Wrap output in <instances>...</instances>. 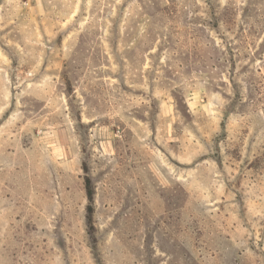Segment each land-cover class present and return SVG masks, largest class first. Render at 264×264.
Listing matches in <instances>:
<instances>
[{"label": "rangeland", "instance_id": "rangeland-1", "mask_svg": "<svg viewBox=\"0 0 264 264\" xmlns=\"http://www.w3.org/2000/svg\"><path fill=\"white\" fill-rule=\"evenodd\" d=\"M0 264H264V0H0Z\"/></svg>", "mask_w": 264, "mask_h": 264}, {"label": "trees", "instance_id": "trees-1", "mask_svg": "<svg viewBox=\"0 0 264 264\" xmlns=\"http://www.w3.org/2000/svg\"><path fill=\"white\" fill-rule=\"evenodd\" d=\"M84 189L86 192V198H87V202H88V207H87V222L89 224H91L92 222V214H93V208H92V203H93V189L91 187V182L89 180V178H85V183H84Z\"/></svg>", "mask_w": 264, "mask_h": 264}]
</instances>
